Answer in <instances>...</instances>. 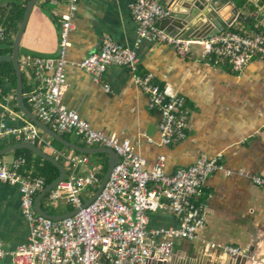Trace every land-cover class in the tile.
Masks as SVG:
<instances>
[{"label": "crops", "instance_id": "0c3cea01", "mask_svg": "<svg viewBox=\"0 0 264 264\" xmlns=\"http://www.w3.org/2000/svg\"><path fill=\"white\" fill-rule=\"evenodd\" d=\"M30 1L0 0V58L14 52L13 42ZM136 1L81 0L77 10L72 12L63 103L77 110L95 129L119 139H129L134 150L146 159L147 167L160 156H164L165 170L169 174L200 157L217 158L223 163L224 169L210 174L197 198L206 206L204 226L194 239L175 238L173 255L163 264H239L240 256L244 255L248 257L245 264H263L264 188L253 182V176H264V59L255 57L243 68L235 69L228 62L215 64L199 57H185L168 44L140 37L131 13ZM160 1L165 6L182 4L180 0ZM260 1L232 0L233 4L221 3L218 8H211L223 21H233L230 30L264 34L263 22L253 18L248 23L234 19L235 7L247 17L258 10L255 5ZM205 10L210 12L211 9L208 6ZM69 11L68 0L35 1L20 42V64L28 56L59 57L62 16ZM105 40L134 50L140 60V71L152 73L168 94L185 97L190 111L185 139L168 145L162 143L161 114L149 106L150 94L139 87L128 68L112 65L97 82L78 65L85 56L100 50ZM28 72L22 70L23 98L36 115L26 97L34 88ZM0 91V150H3L22 142L11 135L1 136L7 127L35 123L17 101V76L12 61L0 64ZM39 134L41 139L34 144L65 165V179L71 174L72 166L60 153L87 158L88 162L78 167L76 174L85 176L94 172L100 183L87 187L82 195L85 203L100 186L109 155L97 151L101 146L87 145L75 132L60 134L73 144L95 148V151L79 152L43 130H39ZM18 150L21 149L13 150L11 159L5 158L7 152L0 160L10 165L16 157L22 156L26 163L21 172L41 176L39 166L45 158L32 150V153ZM48 197L46 194L40 203L50 214H65L75 208L59 199L56 201L60 211L49 212L44 207L52 202ZM179 226V217L167 208L149 213V229ZM29 234L30 224L22 211L21 187L0 180V248L4 253L0 264H14V252L28 241ZM158 239L166 237L161 235ZM226 246L239 247L242 254L233 256L226 251Z\"/></svg>", "mask_w": 264, "mask_h": 264}, {"label": "built area", "instance_id": "2783aa9c", "mask_svg": "<svg viewBox=\"0 0 264 264\" xmlns=\"http://www.w3.org/2000/svg\"><path fill=\"white\" fill-rule=\"evenodd\" d=\"M80 2L68 0L70 11L62 16L59 57L28 56L20 64L22 70H29L28 78L34 84L26 97L44 124L59 133L75 132L87 145L112 148L119 155V161L100 194L81 207L87 187L97 185L100 179L94 172L85 176L76 174L78 167L88 162L85 156L60 153L71 164L72 172L47 193L48 198L50 201L64 199L74 205L73 210H79L64 218L52 219L39 214L34 204L37 194L47 185L45 178L21 172L26 163L22 156L10 165L0 160V180L21 187L22 211L30 224L29 239L17 247L13 261L14 264L166 262L173 255L175 238L194 239L204 226L206 206L197 198L210 174L223 170L224 165L217 158L205 156L169 174L165 170V158L160 156L147 167L146 159L134 150L129 139L95 129L77 110L63 103L72 12ZM131 13L140 37L168 44L185 57H199L215 64L228 62L235 69L243 68L255 57L264 59L262 32L228 29L210 37L171 35L161 25L170 10L160 0H137ZM139 64L134 50L105 40L100 50L85 56L78 65L97 82L112 65L128 68L139 87L150 94L149 106L161 114L162 143L182 141L188 135L190 117L185 97L168 94L152 73L140 71ZM107 90L110 91L109 86ZM39 130L35 124L27 123L22 127H7L1 136L11 135L35 143L41 139ZM253 182L264 188V176L254 175ZM160 208L177 215L180 226L149 229V213ZM161 235L166 239L159 240ZM226 251L233 256L242 254L236 246H226ZM3 254L0 248V257Z\"/></svg>", "mask_w": 264, "mask_h": 264}, {"label": "water", "instance_id": "95a60500", "mask_svg": "<svg viewBox=\"0 0 264 264\" xmlns=\"http://www.w3.org/2000/svg\"><path fill=\"white\" fill-rule=\"evenodd\" d=\"M36 0H31L27 10L26 14L24 16L23 22L19 28V31L17 32L13 46H14V52L11 55H3L2 58H0V64L2 61H12L14 64V68L16 71L17 76V101L19 102L20 108L26 112L27 116L44 132L52 136L53 138L61 141L63 144H65L68 147L73 148L76 151L83 152V153H90L94 152L95 148H85L82 146H79L77 144H73L69 141H67L59 132L53 130L46 124H44L25 104L24 98H23V73L20 67L19 63V49H20V42L23 36V33L26 28L27 19L29 17V13L31 11L32 5L35 4ZM174 1V0H169ZM177 1V0H176ZM182 4L180 6H172L167 5V9L170 10V14L167 18H165L162 21V27L171 35H177L181 37H210L216 34H219L220 32H223L229 28V26L232 24L229 22L223 21L220 17H217V12L211 8L213 6L214 8H218V5L223 4H233L232 0H180ZM216 2L218 4L216 5ZM209 6L210 12L205 10ZM256 7H258V10H255L256 12H253L252 14H249L247 17L244 16V13L239 10V8L235 7L236 15H235V21L240 20L248 23L251 18L256 19L257 21L264 23V0H261L260 2H257ZM201 11H203L201 13ZM196 19V20H194ZM17 149H30L39 156H42L46 160H49L54 165H56L60 171L59 176L53 180L52 182L48 183L43 190L38 194V197L35 199V209L39 214H42L46 217H50L52 219H61L65 216H68L70 214H74L79 208L60 215H53L48 212H46L42 206H41V199L53 188L55 187L59 182L63 181L67 175V169L64 164H62L60 161L55 159L54 157L47 154L44 150H42L39 146L35 145L31 141H22L16 144H13L3 150H0V156L4 155L7 152L17 150ZM101 152H106L109 155L108 160V168L106 170V174L100 184V186L97 188L95 193L85 202L81 205V207H85L88 204H90L102 191L104 188L106 182L108 181V178L110 176V173L115 166V164L119 161V155L116 153V151L112 148L102 147L97 150ZM248 257L247 256H240L239 264H245L247 262ZM238 261V260H237ZM154 264H163V262H154Z\"/></svg>", "mask_w": 264, "mask_h": 264}, {"label": "trees", "instance_id": "16d2710c", "mask_svg": "<svg viewBox=\"0 0 264 264\" xmlns=\"http://www.w3.org/2000/svg\"><path fill=\"white\" fill-rule=\"evenodd\" d=\"M18 152H30V153H32V151L28 150V149H21V150H18ZM29 160H31V159L29 158ZM105 170H106V168H105ZM38 173L45 178L46 183L48 184L58 177L59 170L52 162L44 159L42 161V165L39 166ZM38 173H36V174H38Z\"/></svg>", "mask_w": 264, "mask_h": 264}, {"label": "rangeland", "instance_id": "374dc122", "mask_svg": "<svg viewBox=\"0 0 264 264\" xmlns=\"http://www.w3.org/2000/svg\"><path fill=\"white\" fill-rule=\"evenodd\" d=\"M181 37V36H180ZM94 78V77H93ZM6 159H11L13 156H14V151L12 152H8L7 154L4 155ZM106 174V173H105ZM59 205V202L58 201H52L50 203V206H46V204H44V207H46L47 210H49V212H52V213H57L59 212L60 210L57 209ZM62 206V205H61ZM60 206V207H61ZM63 207V206H62Z\"/></svg>", "mask_w": 264, "mask_h": 264}, {"label": "clouds", "instance_id": "9594fccd", "mask_svg": "<svg viewBox=\"0 0 264 264\" xmlns=\"http://www.w3.org/2000/svg\"><path fill=\"white\" fill-rule=\"evenodd\" d=\"M20 63V62H19Z\"/></svg>", "mask_w": 264, "mask_h": 264}]
</instances>
